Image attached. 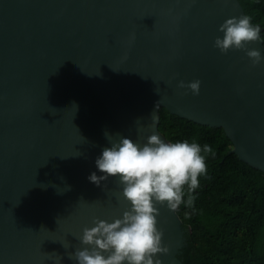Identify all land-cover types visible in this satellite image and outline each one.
Instances as JSON below:
<instances>
[{
    "label": "water",
    "instance_id": "1",
    "mask_svg": "<svg viewBox=\"0 0 264 264\" xmlns=\"http://www.w3.org/2000/svg\"><path fill=\"white\" fill-rule=\"evenodd\" d=\"M242 15L238 0H0V264H76L83 229L130 207L118 177L89 181L96 158L121 137L169 142L161 109L221 128L264 172V63L213 47ZM197 79L199 95L178 87ZM156 206V258L184 264L182 221Z\"/></svg>",
    "mask_w": 264,
    "mask_h": 264
},
{
    "label": "clouds",
    "instance_id": "2",
    "mask_svg": "<svg viewBox=\"0 0 264 264\" xmlns=\"http://www.w3.org/2000/svg\"><path fill=\"white\" fill-rule=\"evenodd\" d=\"M218 31L223 36L215 38L213 47L221 54L241 50L253 67L264 63L261 52L248 47L261 41L260 26L254 25L249 16L228 18ZM200 86L198 79L178 84L193 95H199ZM105 135L108 138L107 132ZM209 154H213V149L208 144L202 146L187 140L166 142L156 132L142 146L121 137L103 148L95 160L103 175L93 172L88 179L100 186L102 181L118 177L123 186L122 196L130 207L111 223L96 220L94 227L84 228L79 237L84 247L76 249L69 258L76 264H162L157 254L167 255L170 249L162 244L164 233L157 228L156 205H166L172 212L182 204L191 206L199 178L207 174Z\"/></svg>",
    "mask_w": 264,
    "mask_h": 264
},
{
    "label": "trees",
    "instance_id": "3",
    "mask_svg": "<svg viewBox=\"0 0 264 264\" xmlns=\"http://www.w3.org/2000/svg\"><path fill=\"white\" fill-rule=\"evenodd\" d=\"M244 14L261 29L264 45V0H238ZM158 131L169 142L208 144L207 174L199 178L191 206L182 204L184 264H264V172L230 153L221 128H211L160 110Z\"/></svg>",
    "mask_w": 264,
    "mask_h": 264
}]
</instances>
